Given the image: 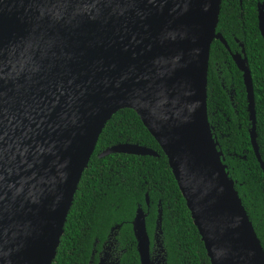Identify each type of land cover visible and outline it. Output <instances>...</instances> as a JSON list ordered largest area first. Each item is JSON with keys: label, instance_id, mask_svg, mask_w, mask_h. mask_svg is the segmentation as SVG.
<instances>
[{"label": "water", "instance_id": "95a60500", "mask_svg": "<svg viewBox=\"0 0 264 264\" xmlns=\"http://www.w3.org/2000/svg\"><path fill=\"white\" fill-rule=\"evenodd\" d=\"M99 1L121 11L83 52L52 73L0 91V264H51L97 137L121 109L135 113L164 155L209 264H264L207 122L208 52L214 39L223 42L215 33L220 0ZM33 2L0 0V80L13 75L8 62L21 79L13 54L30 44L22 32ZM258 30L264 39L262 13ZM236 58L249 143L264 174L251 80ZM109 154L156 156L123 143L97 158ZM144 218L137 208L130 223L138 263L164 264L161 248L159 260L149 250ZM159 222L158 210L155 241Z\"/></svg>", "mask_w": 264, "mask_h": 264}, {"label": "trees", "instance_id": "16d2710c", "mask_svg": "<svg viewBox=\"0 0 264 264\" xmlns=\"http://www.w3.org/2000/svg\"><path fill=\"white\" fill-rule=\"evenodd\" d=\"M220 0L216 31L233 45V34L243 41L249 67L255 112V143L264 169V42L259 38L254 0ZM241 12L244 25L239 28ZM215 62L221 63V78H216ZM232 88L229 100L226 88ZM206 115L211 134L221 152L227 177L240 199L253 231L264 252V174L249 143L244 92L240 73L226 50L212 41L206 73ZM137 144L156 156L109 154L97 158L102 150L117 144ZM145 196L147 205L145 204ZM139 208L150 240L157 211H160L159 248L164 264H209L203 245L192 225L166 159L132 110L112 114L99 133L93 152L82 171L62 234L51 264H95L102 245L112 242L108 253L118 264H139L131 220Z\"/></svg>", "mask_w": 264, "mask_h": 264}, {"label": "bare ground", "instance_id": "6f19581e", "mask_svg": "<svg viewBox=\"0 0 264 264\" xmlns=\"http://www.w3.org/2000/svg\"><path fill=\"white\" fill-rule=\"evenodd\" d=\"M90 1L34 0L22 32L30 44L22 49V54H13L15 60H20L16 66L21 79L8 62L13 75L2 77L5 80H0V91L58 70L83 52L121 11L118 4Z\"/></svg>", "mask_w": 264, "mask_h": 264}, {"label": "flooded vegetation", "instance_id": "af4514ba", "mask_svg": "<svg viewBox=\"0 0 264 264\" xmlns=\"http://www.w3.org/2000/svg\"><path fill=\"white\" fill-rule=\"evenodd\" d=\"M230 1L233 3L232 8L234 9L235 8V4H234L235 1L234 0H230ZM240 5H241L240 0H238V7H240ZM253 6H254V11H255L256 29H257L259 38L264 42V39L261 37L260 32L258 30V13L264 14V0H254ZM219 9H220V5H219ZM218 15H219V13H218ZM237 18L240 22L239 28L242 30L243 29L242 26L244 25V23H243V20H241L242 19L241 12H239ZM217 23H218V18H217ZM217 23H216V26H217ZM215 33L221 37L223 42L219 41L218 39H214L213 41H217L219 44L222 45V47L226 50L233 66L240 73L241 83H242L243 92H244L245 106H246V98H245L246 93H245V88H244L243 81H242L241 72L239 71V69L237 68L236 64L233 61V57L234 58L238 57V59L237 58L236 59L239 61H242L244 63L245 67L247 68V70L249 72V77L251 80V75H250L249 67H248L247 60H246V54H245L244 48H243V41H241L239 38H237L236 36L231 34L230 42L233 45V47L229 48L224 37L218 31H216V27H215ZM214 66H215V70H216V78L218 79L219 82L223 83V78H221L222 76H221V71H220L221 66H222L221 63L215 62ZM263 84H264V67H263ZM251 86H252V80H251ZM226 90H227V94L229 95V100L232 101L233 90H232L231 86L228 89L226 88ZM252 94H253V90H252ZM253 102H254V98H253ZM107 243H108V245L105 246V243H104L102 245L101 252L97 253L95 264H97L98 260L101 258L104 259L106 261V263H107V261H110L109 259H111L114 262H115V259L118 261L116 256L111 257V254L108 253V250L110 249V247L112 245V242L107 241ZM150 244L152 246V250L155 249V247L159 249V240L157 238V240L155 241V239L153 238V235H152V239L150 240ZM105 254H107L109 259L105 257Z\"/></svg>", "mask_w": 264, "mask_h": 264}, {"label": "rangeland", "instance_id": "374dc122", "mask_svg": "<svg viewBox=\"0 0 264 264\" xmlns=\"http://www.w3.org/2000/svg\"><path fill=\"white\" fill-rule=\"evenodd\" d=\"M158 248L155 247V249H153V258H156L157 260H159V255H158ZM105 257L108 258L107 254H105ZM109 259V258H108ZM110 261H112L111 259H109ZM156 264V263H155Z\"/></svg>", "mask_w": 264, "mask_h": 264}]
</instances>
